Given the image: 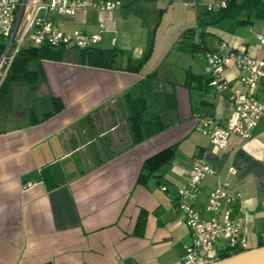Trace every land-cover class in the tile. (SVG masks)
I'll return each mask as SVG.
<instances>
[{
  "label": "crops",
  "instance_id": "obj_1",
  "mask_svg": "<svg viewBox=\"0 0 264 264\" xmlns=\"http://www.w3.org/2000/svg\"><path fill=\"white\" fill-rule=\"evenodd\" d=\"M202 1L205 12L225 3ZM121 2L111 10L48 14L64 31L96 32L103 22L106 30L95 48L111 54L110 67L80 63L73 49H67L70 60L64 59L67 52L59 61L29 59L28 75L10 83L18 85L15 96H42L26 119L8 111L14 99L5 89L0 264H180L192 234L176 200L197 154L214 173L201 179L194 207L207 216L209 192L218 176L226 178L240 194L233 215L246 228L247 249L264 245V118L251 137L232 136L223 149L211 144L200 122L210 116L224 124L232 110V87H241L234 64L223 72L228 87H211L205 52L224 42L228 49L264 58V44L258 34L250 42L223 28L201 27L204 11L195 27L183 25L171 33L177 41L159 35L157 42L153 18L161 20L176 0ZM250 14L224 18L242 24ZM180 46V54L172 55ZM197 51L199 70L192 64ZM128 62L140 65L125 70ZM255 93L264 102V83ZM131 100L142 102L143 123L135 131L144 136L136 141L128 119ZM164 149H170L167 157L148 169L146 160ZM223 246L221 240L214 247Z\"/></svg>",
  "mask_w": 264,
  "mask_h": 264
},
{
  "label": "built area",
  "instance_id": "obj_2",
  "mask_svg": "<svg viewBox=\"0 0 264 264\" xmlns=\"http://www.w3.org/2000/svg\"><path fill=\"white\" fill-rule=\"evenodd\" d=\"M220 4L224 5V2ZM120 5V0H0V35L5 39L0 54V82L23 46L47 44L65 49H86L95 47L106 30L105 24L99 22L96 32L80 29L64 31L48 18L49 12L74 15L80 9L103 11ZM257 38L264 44V34H258ZM229 64L237 67L236 80L241 87H232V110L227 121L219 124L210 116L200 118L202 131L219 149L225 148L232 136L242 139L251 137L258 121L264 118V102L255 93L259 83H264V58L228 49L224 42H220L215 49L207 50L204 74L208 84L216 91L228 87L223 72ZM229 171L234 172L232 168ZM213 173L214 169L204 157L197 154L187 182L178 190L176 203L192 234V241L185 245L180 264H206L219 259L223 252L247 249L246 228L233 215L240 194L231 189L226 178L218 176L210 190L205 204L207 216H203L192 203L201 179ZM221 240L224 246L218 251L214 246Z\"/></svg>",
  "mask_w": 264,
  "mask_h": 264
},
{
  "label": "trees",
  "instance_id": "obj_3",
  "mask_svg": "<svg viewBox=\"0 0 264 264\" xmlns=\"http://www.w3.org/2000/svg\"><path fill=\"white\" fill-rule=\"evenodd\" d=\"M243 14L248 15L249 13H253L254 16L264 19V0H225L224 5H219L217 8L212 9L209 8L203 16L200 17V21L212 24L224 17L235 18L238 15ZM246 19L243 17L238 18V21H245ZM5 46V39L0 35V54L3 51ZM79 52V61L80 63H85L92 66L99 67H110L112 63L111 54L106 52L103 49H98L95 47H90L86 49L77 50ZM67 49L63 46H50L47 44H41L39 46H23L16 53L12 62L10 63L6 74L2 81H4V85L9 86V84L16 79V77L27 76L26 62L29 59L36 60H54L59 61L62 60L66 55ZM20 61V65L16 67L17 62ZM140 63L133 64L128 62L125 70H136L139 67ZM208 83V81H207ZM5 89L0 92V109L4 107L6 102H4V94ZM139 103H142L138 100L128 101L129 108V116L130 120V132L132 134L133 139L140 140L144 134L136 135V129L141 130V125L143 123V119L141 117L142 108L138 106ZM2 106V107H1ZM154 131V130H153ZM136 135V136H135ZM170 149H164L150 158H148L145 162V165L148 169L153 170L163 158L167 157ZM242 251L241 249L229 250L220 254L219 258L231 255L233 253H237Z\"/></svg>",
  "mask_w": 264,
  "mask_h": 264
},
{
  "label": "rangeland",
  "instance_id": "obj_4",
  "mask_svg": "<svg viewBox=\"0 0 264 264\" xmlns=\"http://www.w3.org/2000/svg\"><path fill=\"white\" fill-rule=\"evenodd\" d=\"M121 1V0H120ZM202 0H176V2H173L166 10H164L160 16H162L161 20H158L159 18H153L154 25L156 26L158 30V37L156 38V41L160 40L159 35H161L164 41V38L166 40L170 39L172 42L174 39H177V36L174 38H171V33L175 30H178L183 25H189L190 27H195L197 19L196 17H199L203 14V11L205 12L207 6L204 5V2ZM214 3V6L217 5V0H212ZM195 2L193 6L187 5V3ZM122 3V2H121ZM188 9L191 11V13H188ZM155 13V12H154ZM205 25H202L201 27L206 28L208 26H213L215 28H223L222 30L224 32L229 33L230 35H236L240 37H245L250 42H256V34H264V20L257 18L254 16L253 13L250 14L249 20L247 22H244L242 24L234 22L232 19L224 18L220 22H216L213 24L207 25V23H203ZM130 26L137 29V25L135 23H130ZM188 27V26H187ZM205 36L210 37V34H205ZM177 41V40H176ZM179 44V43H178ZM230 45V43H229ZM179 50H183L182 46L176 47L172 51V55L180 54ZM74 57L77 58L79 52L76 49H73ZM179 51V52H178ZM196 58H193L192 64L194 66V69L199 70L200 63L199 59L201 58V53L196 52L195 53ZM20 65V61L17 62L16 67ZM4 78V77H3ZM4 81L1 80L0 82V92L4 89H9V96L10 98L14 99V103L11 104L9 108V112L18 119H26L29 117V111L30 106L35 107L39 104L41 101L42 96H38L36 93L32 94L30 92H26L24 96L16 94L15 91L18 90V85L16 84H10L12 86H6L3 83ZM21 90H24V88H21ZM22 92V91H21ZM6 94H4L5 96ZM3 98L5 99L6 97ZM2 107V106H1ZM7 108L6 105L3 107V109ZM42 111L39 113L41 114ZM6 125V120H0V127Z\"/></svg>",
  "mask_w": 264,
  "mask_h": 264
},
{
  "label": "water",
  "instance_id": "obj_5",
  "mask_svg": "<svg viewBox=\"0 0 264 264\" xmlns=\"http://www.w3.org/2000/svg\"><path fill=\"white\" fill-rule=\"evenodd\" d=\"M71 55V52H67L64 59L70 60ZM206 264H264V245L245 249Z\"/></svg>",
  "mask_w": 264,
  "mask_h": 264
}]
</instances>
